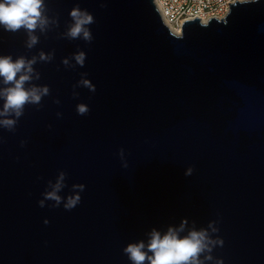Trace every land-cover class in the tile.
I'll return each instance as SVG.
<instances>
[{
	"label": "water",
	"instance_id": "95a60500",
	"mask_svg": "<svg viewBox=\"0 0 264 264\" xmlns=\"http://www.w3.org/2000/svg\"><path fill=\"white\" fill-rule=\"evenodd\" d=\"M229 9L179 35L152 0H42L31 33L0 25V57L35 58L24 88L48 89L0 116V264H133L169 228L206 233L202 264H264V0Z\"/></svg>",
	"mask_w": 264,
	"mask_h": 264
},
{
	"label": "clouds",
	"instance_id": "9594fccd",
	"mask_svg": "<svg viewBox=\"0 0 264 264\" xmlns=\"http://www.w3.org/2000/svg\"><path fill=\"white\" fill-rule=\"evenodd\" d=\"M41 7L42 0H3V2H0V25L5 26V31L15 32L23 27L31 33L37 27L38 22L41 25L45 23L41 19ZM70 16L75 21V24L69 30L68 36L76 38L83 32L84 39L90 41L91 35L83 26L93 23L92 16L86 12H81L78 8H73ZM36 42V37L29 35L27 46L31 48ZM40 59L44 60L47 57L41 53ZM75 59L78 64L83 66L84 53L78 54ZM34 63L35 58L26 61L21 57L13 62L9 56L0 57V77L3 78L5 84L13 85L0 91V96H3L5 100L0 116L14 114L19 117L22 115V108L26 103H39L41 95L48 93L47 88L37 89L33 87L30 90H25L24 88L25 82L31 79L30 74L33 71L31 66ZM64 63L66 64L67 61H64ZM22 72L23 74L19 75L17 79V75ZM84 83L87 84L86 81ZM86 112L87 108L84 105L78 106L79 114H85ZM15 123L16 121L13 119L0 120V125L8 129H11ZM60 179H63V174H61ZM59 187L58 182L56 185L57 190ZM78 187L83 190L82 185ZM46 199L55 200L57 204L60 201L55 192L47 193ZM79 200V196L69 198L65 208H73L79 203ZM40 206L43 207L42 201ZM211 243L212 241L207 240L206 233L203 231H193L186 237L178 238L177 231L169 228L163 235L152 231L147 245L143 242L129 244L123 251L133 264H144L146 259L148 264H202L198 257L205 251H211L208 247V244ZM217 243L222 242L217 241ZM145 247H147V252L151 253L150 256L144 251ZM205 259L211 260L212 258L211 256H205Z\"/></svg>",
	"mask_w": 264,
	"mask_h": 264
},
{
	"label": "built area",
	"instance_id": "2783aa9c",
	"mask_svg": "<svg viewBox=\"0 0 264 264\" xmlns=\"http://www.w3.org/2000/svg\"><path fill=\"white\" fill-rule=\"evenodd\" d=\"M162 21L169 28L179 29L186 21L199 19L206 24L210 19L223 20L230 12L229 5L252 0H152ZM170 29V30H171Z\"/></svg>",
	"mask_w": 264,
	"mask_h": 264
},
{
	"label": "bare ground",
	"instance_id": "6f19581e",
	"mask_svg": "<svg viewBox=\"0 0 264 264\" xmlns=\"http://www.w3.org/2000/svg\"><path fill=\"white\" fill-rule=\"evenodd\" d=\"M170 29H171V28H170ZM171 31H172L174 34H176V35H179V34H180V30H179V29H176V30H174V31L171 29Z\"/></svg>",
	"mask_w": 264,
	"mask_h": 264
},
{
	"label": "rangeland",
	"instance_id": "374dc122",
	"mask_svg": "<svg viewBox=\"0 0 264 264\" xmlns=\"http://www.w3.org/2000/svg\"><path fill=\"white\" fill-rule=\"evenodd\" d=\"M173 30V29H172ZM174 31V30H173Z\"/></svg>",
	"mask_w": 264,
	"mask_h": 264
}]
</instances>
